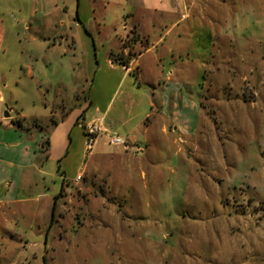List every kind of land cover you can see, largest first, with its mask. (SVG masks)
<instances>
[{"label": "rangeland", "instance_id": "obj_1", "mask_svg": "<svg viewBox=\"0 0 264 264\" xmlns=\"http://www.w3.org/2000/svg\"><path fill=\"white\" fill-rule=\"evenodd\" d=\"M193 1L199 11L223 9L211 23L225 36L224 49L215 45L209 56L201 42L196 46L197 62L209 58L213 72L219 64L225 81L217 93L205 91L204 78L213 72L201 74L199 84L205 86L195 138L171 143L158 162L160 176L130 175L131 188L140 193L129 187L128 201L119 203L105 192L107 179L92 175L106 165L112 169L100 155L116 148L102 146L100 139L84 156L83 126L73 124L70 153L42 168L48 176L23 179L17 197L24 202L0 207V264H264V0ZM54 2L59 11L78 5L77 0H0V93L12 115L22 110L45 115L55 98L15 74L21 48L48 57L51 44L57 45L67 29L76 52L93 60L92 38L73 23L68 29V21L53 12ZM34 6L36 14H30ZM76 55H67L71 73L78 69ZM250 68L260 73L257 78L249 77ZM94 71L95 66L91 83ZM71 96L62 97L61 109L76 103ZM108 97L91 91V99L102 104ZM80 171L64 196L62 172L71 181ZM82 185L96 194L81 198L77 186ZM89 197L86 210L81 204ZM80 209L102 223L84 219Z\"/></svg>", "mask_w": 264, "mask_h": 264}, {"label": "crops", "instance_id": "obj_2", "mask_svg": "<svg viewBox=\"0 0 264 264\" xmlns=\"http://www.w3.org/2000/svg\"><path fill=\"white\" fill-rule=\"evenodd\" d=\"M77 1V8L71 11L67 6L59 11L54 2L53 12L59 13V18L55 15L53 20L65 18L68 29L73 23L78 32L84 31L90 36L93 60L89 62L88 55L76 52L73 35L66 29L57 45L51 44L48 57L38 56L25 47L14 63L18 66L15 74L19 79L31 81L37 92L44 88L48 95L54 94V105L46 107L45 115H29L23 110L12 115V109L5 105L0 93V207L24 202L17 197L23 179L30 182L32 177L48 176L42 168L70 153L73 124L99 125L103 136H97L95 145L100 139L105 140L102 146L108 144L111 135L125 141L126 146L115 147L113 154L100 155L103 165L111 164L112 172L108 165L104 172L98 173L96 169L92 172L93 176L101 175L108 180L105 192L120 199L119 203L128 201L124 193L130 191L129 187L130 192L140 193V189L131 188L130 175L138 171L144 178L160 176L158 162L171 143L177 140L187 144L198 133L199 98L204 96L205 86L199 84L200 78L203 72L212 74L213 69L208 67L209 58L201 64L197 62L196 46L202 43L204 55L215 45L224 49L225 36L212 24L223 9L199 11L193 0ZM34 10L35 6L28 12L36 14ZM204 19L209 25H205ZM69 52L77 54L78 69H72V73ZM94 66L91 83L90 68ZM222 70L217 64L212 77L204 78L209 85L205 91L217 93L218 86L225 81ZM248 74L255 79L260 73L250 68ZM91 91L107 95L109 99L105 104L95 101L91 99ZM63 96L76 100L69 110L61 109ZM45 141L47 149L43 148ZM178 154V151L173 153V157ZM79 174L81 171L67 181L62 172L64 196L69 193L71 182H77ZM77 189L84 199L93 192L83 185ZM89 202L90 197L81 206L88 210ZM86 210H81L84 219L102 223Z\"/></svg>", "mask_w": 264, "mask_h": 264}, {"label": "built area", "instance_id": "obj_3", "mask_svg": "<svg viewBox=\"0 0 264 264\" xmlns=\"http://www.w3.org/2000/svg\"><path fill=\"white\" fill-rule=\"evenodd\" d=\"M82 129H83V133H84L85 138H86V141L84 144L83 154H84V156H86L94 148L96 138H97V136L101 130H100L99 125H96L95 123H85V124H83ZM108 144L113 146V147H119V146L125 147L126 146L125 141L116 135H111L109 137ZM76 179L78 180L79 176H77Z\"/></svg>", "mask_w": 264, "mask_h": 264}, {"label": "trees", "instance_id": "obj_4", "mask_svg": "<svg viewBox=\"0 0 264 264\" xmlns=\"http://www.w3.org/2000/svg\"><path fill=\"white\" fill-rule=\"evenodd\" d=\"M118 61H119L120 63H124V62H122V60L119 59V58H118ZM47 145H48V143H47V141H45L44 144H43V148L47 149ZM52 212H54V208L52 209Z\"/></svg>", "mask_w": 264, "mask_h": 264}]
</instances>
